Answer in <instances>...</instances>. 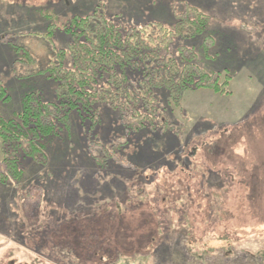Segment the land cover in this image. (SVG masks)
<instances>
[{
	"label": "rangeland",
	"instance_id": "obj_1",
	"mask_svg": "<svg viewBox=\"0 0 264 264\" xmlns=\"http://www.w3.org/2000/svg\"><path fill=\"white\" fill-rule=\"evenodd\" d=\"M187 4L210 16L214 46L204 50L206 33L173 48L195 47L198 65L231 76L230 94L186 92L169 115L181 134L166 153L156 134L148 158L139 147L146 134L124 130L133 118L105 106L95 121L72 114L71 130L40 155L19 151L21 179L7 173L0 138V264H264V0H0V84L9 95L0 113L16 117L26 92L54 101L47 74L31 72L70 41L73 18L104 11L123 31L173 28ZM53 24L46 46L34 33ZM12 42L37 63L18 61ZM96 139L125 144L116 162L100 166ZM209 172L226 190L209 188Z\"/></svg>",
	"mask_w": 264,
	"mask_h": 264
},
{
	"label": "trees",
	"instance_id": "obj_2",
	"mask_svg": "<svg viewBox=\"0 0 264 264\" xmlns=\"http://www.w3.org/2000/svg\"><path fill=\"white\" fill-rule=\"evenodd\" d=\"M35 14L45 21L49 19L42 8ZM174 20L173 28L162 22H150L123 31L104 11L73 18L65 30L70 34V41L65 47L51 49L41 68L31 72L47 74L53 85L54 101L45 102L38 93L26 92L21 97L16 117L6 119L0 113V138L7 173L21 179L23 174L15 157L19 151L26 158L40 155L63 131L71 130L72 114L82 120L88 115L95 121L101 117L102 106L122 117L130 115L133 118L124 130L129 134H146L148 142L144 141L139 147L142 154L146 152L143 148L149 147L147 158L155 152L154 137L158 133L164 134L161 138L167 143L162 150L168 152L175 135H180L183 128L169 119L170 107H180L186 92L199 89L228 95L231 79L229 75L223 77L220 72H211L198 65L195 47L183 43L173 48L175 40L183 42L206 33L204 50L213 47L214 38L208 35L210 16L199 7L187 4ZM54 26L49 25L43 33H34L36 39L46 46L52 45L50 36ZM9 47L18 61L29 66L37 63L31 51L18 42L10 43ZM6 101H9L8 92L0 84V103ZM96 140L103 149L100 166L104 168L110 164L108 161L116 162L117 153L123 152L125 144ZM7 145H13L10 154L5 152ZM163 155L158 156V162L165 160ZM133 173L142 178L138 170ZM203 177L210 183L211 190H226L215 173L209 172ZM143 179L148 184L152 182L151 178ZM0 182H4L3 175H0Z\"/></svg>",
	"mask_w": 264,
	"mask_h": 264
}]
</instances>
